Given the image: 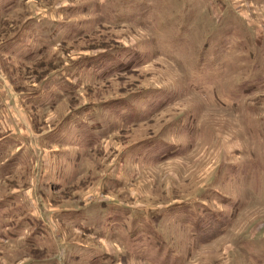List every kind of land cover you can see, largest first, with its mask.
Masks as SVG:
<instances>
[{
    "label": "rangeland",
    "instance_id": "obj_1",
    "mask_svg": "<svg viewBox=\"0 0 264 264\" xmlns=\"http://www.w3.org/2000/svg\"><path fill=\"white\" fill-rule=\"evenodd\" d=\"M0 264H264V0H0Z\"/></svg>",
    "mask_w": 264,
    "mask_h": 264
}]
</instances>
